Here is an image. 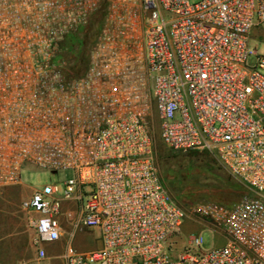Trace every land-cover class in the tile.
<instances>
[{
  "label": "built area",
  "instance_id": "built-area-1",
  "mask_svg": "<svg viewBox=\"0 0 264 264\" xmlns=\"http://www.w3.org/2000/svg\"><path fill=\"white\" fill-rule=\"evenodd\" d=\"M103 1L88 69L69 77L62 43ZM263 22L264 0H0V187L29 164L73 172L22 202L40 258L66 233L65 264H264V56L247 66ZM155 116L166 146L214 154L248 192L179 203L157 168ZM69 200L75 230L98 229L99 247L73 248ZM186 218L226 243L172 256Z\"/></svg>",
  "mask_w": 264,
  "mask_h": 264
},
{
  "label": "rangeland",
  "instance_id": "rangeland-1",
  "mask_svg": "<svg viewBox=\"0 0 264 264\" xmlns=\"http://www.w3.org/2000/svg\"><path fill=\"white\" fill-rule=\"evenodd\" d=\"M251 53L247 66L252 68L258 62V54L264 56V22L256 26L249 39ZM257 53H254V51ZM155 153L157 168L173 197L185 207H190L199 200L218 199L211 195H198L199 188H205L204 194L213 192L224 195L225 204L239 200L248 192L247 187L235 177L228 168L212 153L204 151H176L166 146L159 137L158 119L155 116ZM73 176L72 171L41 169L26 165L22 172V182L0 187V264H65L62 254L65 248L59 241L45 242L46 257L40 258L36 234L29 226L30 213L22 202L31 196L35 188L47 183H58L63 190V181ZM242 185L243 194L229 192L228 186ZM232 188V187H231ZM63 196V191L60 192ZM197 194L192 199L185 195ZM226 196V197H225ZM64 210H74L73 214L62 216V224L67 233L72 234V246L79 251L95 249L100 245L98 230L90 227L75 230L73 221L77 217L74 201L64 203ZM199 235L203 238L201 248L190 244V237ZM68 237V235L66 234ZM226 236L212 222L199 218H186L180 231L172 235L170 253L176 257L182 252L203 253L226 243Z\"/></svg>",
  "mask_w": 264,
  "mask_h": 264
},
{
  "label": "trees",
  "instance_id": "trees-1",
  "mask_svg": "<svg viewBox=\"0 0 264 264\" xmlns=\"http://www.w3.org/2000/svg\"><path fill=\"white\" fill-rule=\"evenodd\" d=\"M106 8L107 4L103 1L100 9L92 16L88 24L84 27L70 33L62 43V53L61 57L67 62V74L69 77L82 76L88 69L90 62L91 50L103 30L106 18ZM156 148V144H155ZM231 192H237L243 194L245 189L242 185L238 184L234 186H228ZM232 187V188H231ZM199 196L211 195L217 197L218 199H211L216 202H226L224 201V195L219 196L210 192L209 194H204L205 188H199ZM186 198L192 199L196 197L197 194L185 195ZM226 197V196H225Z\"/></svg>",
  "mask_w": 264,
  "mask_h": 264
},
{
  "label": "crops",
  "instance_id": "crops-1",
  "mask_svg": "<svg viewBox=\"0 0 264 264\" xmlns=\"http://www.w3.org/2000/svg\"><path fill=\"white\" fill-rule=\"evenodd\" d=\"M95 230H98V229H95ZM99 232V231H98ZM59 241V244H61L64 248H66V246L68 245L69 243V239L68 237L66 236V233L63 234V236L58 240Z\"/></svg>",
  "mask_w": 264,
  "mask_h": 264
}]
</instances>
